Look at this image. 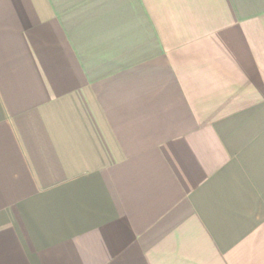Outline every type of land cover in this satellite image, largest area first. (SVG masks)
Listing matches in <instances>:
<instances>
[{
	"label": "crops",
	"instance_id": "obj_1",
	"mask_svg": "<svg viewBox=\"0 0 264 264\" xmlns=\"http://www.w3.org/2000/svg\"><path fill=\"white\" fill-rule=\"evenodd\" d=\"M0 264H264V0H0Z\"/></svg>",
	"mask_w": 264,
	"mask_h": 264
}]
</instances>
